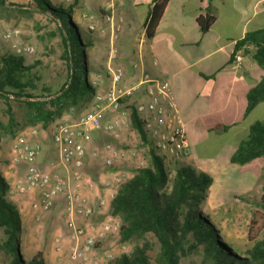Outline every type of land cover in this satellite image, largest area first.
Returning a JSON list of instances; mask_svg holds the SVG:
<instances>
[{
    "label": "rangeland",
    "instance_id": "374dc122",
    "mask_svg": "<svg viewBox=\"0 0 264 264\" xmlns=\"http://www.w3.org/2000/svg\"><path fill=\"white\" fill-rule=\"evenodd\" d=\"M48 1L55 6L73 7L72 23L81 30L84 42L88 40L90 43L89 46H84L88 63V83L94 88L95 93L107 89L110 82L108 69L109 67L113 69L120 68L116 63L119 55L115 52L114 42L112 46L109 42L106 46H101L100 39L108 41L107 34L104 36L100 34L105 27V23L101 22L97 11L94 12L87 8L91 1ZM89 13H95L93 21L88 19ZM108 13V11H104L102 15L106 23L108 22L106 21L107 18L103 16ZM96 21L98 22L97 27L94 26V29L91 30L89 26L94 25ZM11 31H17L18 35L11 40H6L5 35ZM25 46L32 47L33 52L30 54L24 53L22 49ZM63 50L59 24L48 14L36 11L31 0H6L5 5L0 7V58L11 55L21 58L24 65L33 67L34 75L40 78V81L37 82L40 94L46 95L42 92L43 88H46L50 91V94L56 95L66 83L69 70L67 63L62 58ZM92 96L90 98L84 97L75 107L61 110L46 124H25L24 111L21 106L10 103L15 116V124L12 126H10L5 113V103L0 99V173L9 185L6 197L13 203L19 213L20 231L18 238L21 251L26 258L37 252H44L46 258V250L52 247L55 258H53V262L47 259V264H65V262L80 264L69 260L62 203H57L50 212L43 213L40 219L36 220L35 213L30 208V203L36 196H22L14 191L13 181L23 174V167L13 166L10 162L12 143L18 135H22L28 141L33 140L29 132L32 128L38 129L41 151L37 163L40 167L48 165L55 157V150L51 141L55 128L62 123H75L90 108ZM206 100L205 95L198 98V113L203 110ZM131 101L128 99L123 101V107L129 108L132 105ZM116 118H118L116 114H107L103 121L107 122ZM200 120L198 123V136L201 133L199 129L207 123V119ZM107 142L111 143L120 152L111 169H106L103 165L107 172H126L134 176L137 171L142 169H137V163L140 160L145 161V168L151 166L150 157L145 154L139 144L131 122L119 131L118 136L101 131L94 133L88 151L92 148H101ZM228 142L230 140L215 141L211 144L203 141L198 147V152L204 156H210L223 143ZM131 150L135 152V155L129 154ZM158 157L161 159L162 164L166 165L170 175H173L177 162L167 163V159L163 156ZM97 162L100 161L98 159L90 160L89 158L85 161L86 171L92 178L97 176L93 175ZM180 163L191 166L197 172H203L212 177L213 183L207 190L205 200L200 202L199 209L215 226L222 239L232 245L237 253L245 255L254 244L253 241L250 242L247 239L252 216L257 213L262 219L260 221L264 222V210L261 208L264 205V158L248 166H234L230 164L229 157L227 158L225 152L219 156L218 161L215 163L212 160L198 161V169L189 163L188 157ZM94 220H99V217ZM4 237V234L0 231V241ZM262 239H264V227L257 234L255 242ZM115 242V239H111L110 249L115 250ZM144 242L150 245V251L148 252L149 264H157L158 244L151 234L146 235L143 240L132 239L125 243L129 248L128 256L132 255V251L137 245H142ZM56 246H59L60 251L56 250ZM0 264H4V256L1 251ZM180 264L209 263L205 262L202 248L198 247L181 258Z\"/></svg>",
    "mask_w": 264,
    "mask_h": 264
},
{
    "label": "trees",
    "instance_id": "16d2710c",
    "mask_svg": "<svg viewBox=\"0 0 264 264\" xmlns=\"http://www.w3.org/2000/svg\"><path fill=\"white\" fill-rule=\"evenodd\" d=\"M34 9L48 14L59 24L63 43V60L67 63L66 83L55 94L43 88L40 94L31 66L24 65L21 58L11 55L0 58V99L5 103V113L10 126L15 116L10 103L24 111L25 124H46L55 114L68 107H75L84 97L94 96L95 90L88 83V63L81 30L72 23V6L52 5L48 0H31ZM168 0H156L145 21V36L151 38L156 30ZM6 0H0V7ZM201 32L213 23L211 17L197 19ZM250 45L254 49L253 60L264 72V29L247 34L236 43L235 50ZM248 51H246L247 53ZM53 96V97H51ZM92 96V99H93ZM50 98V99H47ZM264 100V75L262 80L247 94L248 113ZM133 110V109H132ZM132 127L143 140L140 122L134 111L131 113ZM151 166L140 169L131 180L124 183L112 200L109 212L121 219L119 240L127 243L132 239L143 240L151 234L157 241V264H180L181 258L198 247L202 248L205 262L209 264H264V239L256 241L264 222L257 213L249 223L247 239L254 242L245 255H240L215 226L204 216L199 205L205 200L213 179L206 173L197 172L191 166L176 163L170 175L161 159L150 152ZM264 158V121L249 127L247 137L240 141L229 162L244 166ZM9 185L0 173V251L4 264H45L42 254L37 252L26 258L20 248L18 233L20 217L17 208L7 199ZM264 210V205L261 207ZM150 245H137L132 255H121L109 264H149Z\"/></svg>",
    "mask_w": 264,
    "mask_h": 264
},
{
    "label": "crops",
    "instance_id": "0c3cea01",
    "mask_svg": "<svg viewBox=\"0 0 264 264\" xmlns=\"http://www.w3.org/2000/svg\"><path fill=\"white\" fill-rule=\"evenodd\" d=\"M90 1L87 8L97 11L99 19L105 23L100 34H107L108 41L100 39L101 46L115 43V52L119 55L116 63L124 74L123 86L130 87L137 82L139 71L132 65L139 59L151 78L170 84L185 123L189 163L196 169L198 161L215 163L225 152L230 158L239 142L247 137L249 127L264 121V100L246 112L247 94L264 75L253 60L254 51L249 50L244 55L240 67H236L233 60L236 43L247 34L264 29V0H168L151 38L145 36V21L156 0ZM104 11L109 13L103 17H111V22L106 23L102 18ZM89 14L95 17V13ZM200 17L213 18L205 32H201L198 25ZM201 95L207 100L198 113ZM203 118L207 123L199 129L198 136V123ZM220 140L230 142L223 143L210 156L198 152L203 141L211 144ZM101 160L98 158L100 162L93 171L95 178L88 175L86 168L85 172L96 184L92 197L103 196L108 204L106 210H110L108 189L112 173L104 169ZM110 244L108 238L102 247L109 248ZM46 253V258L45 253H41L45 264L47 259L53 262L52 247Z\"/></svg>",
    "mask_w": 264,
    "mask_h": 264
},
{
    "label": "built area",
    "instance_id": "2783aa9c",
    "mask_svg": "<svg viewBox=\"0 0 264 264\" xmlns=\"http://www.w3.org/2000/svg\"><path fill=\"white\" fill-rule=\"evenodd\" d=\"M106 18L111 22V17ZM88 19L93 21L95 18L90 16ZM89 27L94 29L93 24ZM17 35V31H11L5 35V39L11 40ZM249 50L254 51L250 45L234 50L236 67L241 66ZM22 51L30 54L33 48L25 46ZM132 68L139 71L137 82L124 87L123 71L109 67L110 82L107 89L94 94L90 108L75 123H62L55 128L51 137L55 157L48 165L40 167L37 163L41 144L36 128L29 132L33 140L28 141L18 135L10 149L11 164L23 167V174L13 181L14 191L22 196H36L30 203L36 220L43 213L50 212L57 203H62L69 260L80 264H108L121 255L129 254L128 246L119 240L121 219L106 210L108 204L103 196L92 197L97 189L96 184L85 172L86 159L101 157L104 167L111 169L120 152L109 142L101 148L88 151L92 135L101 131L118 136L119 131L131 122V113L134 111L145 140L134 128L133 132L145 154L149 156L153 152L163 156L167 163L182 162L189 155L185 123L170 84L151 78L143 70L140 59L133 63ZM126 99L132 100L129 108L122 105ZM107 114H116L118 118L104 122ZM129 154L135 155V152L131 150ZM144 162L140 160L137 169H144ZM110 173L112 179L108 197L112 202L120 187L133 175L118 171ZM99 215L102 219L94 220ZM108 238L115 239V250L102 247ZM56 250L60 251L59 246H56Z\"/></svg>",
    "mask_w": 264,
    "mask_h": 264
}]
</instances>
